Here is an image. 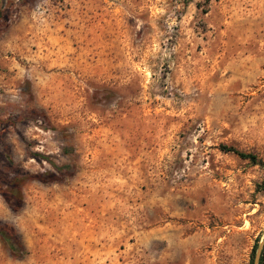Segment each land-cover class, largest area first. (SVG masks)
Returning a JSON list of instances; mask_svg holds the SVG:
<instances>
[{
    "label": "rangeland",
    "instance_id": "obj_1",
    "mask_svg": "<svg viewBox=\"0 0 264 264\" xmlns=\"http://www.w3.org/2000/svg\"><path fill=\"white\" fill-rule=\"evenodd\" d=\"M264 0H0V264H249L264 242Z\"/></svg>",
    "mask_w": 264,
    "mask_h": 264
},
{
    "label": "trees",
    "instance_id": "obj_2",
    "mask_svg": "<svg viewBox=\"0 0 264 264\" xmlns=\"http://www.w3.org/2000/svg\"><path fill=\"white\" fill-rule=\"evenodd\" d=\"M221 149L225 152H232L237 156H239L240 158L248 159L252 163L264 165V162H262V160L258 158L256 154L243 152L233 146H227V145H222ZM259 188L264 191V179L259 184ZM0 233L4 241L8 243L10 249L14 251V246L10 242V237L4 231H0ZM249 264H264V242L262 244H259L257 242L254 243L250 253Z\"/></svg>",
    "mask_w": 264,
    "mask_h": 264
}]
</instances>
